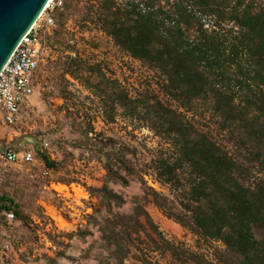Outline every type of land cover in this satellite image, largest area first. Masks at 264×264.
<instances>
[{
	"label": "trees",
	"instance_id": "16d2710c",
	"mask_svg": "<svg viewBox=\"0 0 264 264\" xmlns=\"http://www.w3.org/2000/svg\"><path fill=\"white\" fill-rule=\"evenodd\" d=\"M90 1L100 4L99 21L114 43L159 73V88L168 99H132L111 82L106 122L113 123L120 108L136 129L148 128L163 141L144 169L128 157L134 150L113 149L103 163L106 184L89 189L110 215L108 240L116 264H152L151 252L167 255L171 264H264V5L260 0ZM197 101L215 117L230 147L187 120ZM39 157L54 167L48 155ZM144 176L172 198L147 187ZM131 178L142 183L145 205L198 242H219L214 258L168 240L145 205H136L131 215L115 213L125 201L107 184L128 187ZM8 213L12 221L21 216L1 192L0 217L12 222Z\"/></svg>",
	"mask_w": 264,
	"mask_h": 264
},
{
	"label": "rangeland",
	"instance_id": "374dc122",
	"mask_svg": "<svg viewBox=\"0 0 264 264\" xmlns=\"http://www.w3.org/2000/svg\"><path fill=\"white\" fill-rule=\"evenodd\" d=\"M61 1L59 12L56 8L50 12L53 25L44 30L45 52L33 94L17 124L11 129L0 128L1 145L12 139V146L22 145L36 156L33 164L11 166L5 171L1 192L15 202L21 216L12 222L0 217V242L8 239L25 252L18 259L2 257L0 264H116L108 240L110 215L89 189L106 184L103 163L113 149L134 150L128 157L133 156L139 169H144L163 144L148 128L136 129L123 118L120 108L113 123L105 120L111 113L112 81L132 99L157 96L168 103L159 88V73L114 43L99 21L98 2ZM127 1L117 0L118 4ZM260 2L264 5V0ZM169 103L176 107V103ZM187 120L230 147L203 101L193 104ZM39 154L48 155L54 167L47 168ZM143 180L147 187L172 198L150 177ZM56 187L65 190L58 193ZM107 188L125 201L115 213L131 215L136 205H145L144 187L138 178H131L128 187L109 183ZM145 210L168 240L181 242L208 259L214 258L213 248L222 246L219 242L211 246L198 242L151 204H146ZM140 238L148 239L144 234ZM138 247L149 249L140 243ZM150 258L152 264H171L167 255L151 252Z\"/></svg>",
	"mask_w": 264,
	"mask_h": 264
},
{
	"label": "built area",
	"instance_id": "2783aa9c",
	"mask_svg": "<svg viewBox=\"0 0 264 264\" xmlns=\"http://www.w3.org/2000/svg\"><path fill=\"white\" fill-rule=\"evenodd\" d=\"M61 4V0H53L49 3V7L43 10L21 38L0 71V128L3 125L11 129L17 124L25 104L33 94L35 75L45 52L44 30L53 25L54 19L50 12ZM11 141L12 139H9L4 145L0 144V194L4 174L9 167L36 162L32 150L22 145L12 146ZM6 216L9 221L14 220L13 213H8ZM24 252L22 246H14L8 239L0 242V259L2 257L10 259L11 256L18 259L19 254Z\"/></svg>",
	"mask_w": 264,
	"mask_h": 264
},
{
	"label": "water",
	"instance_id": "95a60500",
	"mask_svg": "<svg viewBox=\"0 0 264 264\" xmlns=\"http://www.w3.org/2000/svg\"><path fill=\"white\" fill-rule=\"evenodd\" d=\"M49 0H0V71Z\"/></svg>",
	"mask_w": 264,
	"mask_h": 264
},
{
	"label": "bare ground",
	"instance_id": "6f19581e",
	"mask_svg": "<svg viewBox=\"0 0 264 264\" xmlns=\"http://www.w3.org/2000/svg\"><path fill=\"white\" fill-rule=\"evenodd\" d=\"M53 0H49L48 1V4L45 6V8H47V7H49V3H51ZM56 189L58 190V192H61V191H64L65 190V188L64 187H56ZM62 193V192H61ZM78 194V193H77ZM78 196H79V194H78ZM60 221H61V219H60ZM61 224L63 225L64 224V221H62L61 222ZM61 225V226H62Z\"/></svg>",
	"mask_w": 264,
	"mask_h": 264
}]
</instances>
